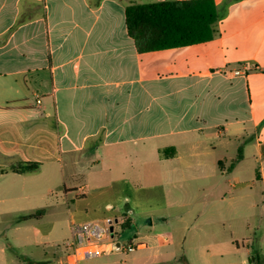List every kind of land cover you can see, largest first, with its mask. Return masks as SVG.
Instances as JSON below:
<instances>
[{"label":"crops","instance_id":"0c3cea01","mask_svg":"<svg viewBox=\"0 0 264 264\" xmlns=\"http://www.w3.org/2000/svg\"><path fill=\"white\" fill-rule=\"evenodd\" d=\"M162 1L0 0V223L71 202L70 225L147 229L126 240L153 264H264V0L140 53L125 10Z\"/></svg>","mask_w":264,"mask_h":264},{"label":"rangeland","instance_id":"374dc122","mask_svg":"<svg viewBox=\"0 0 264 264\" xmlns=\"http://www.w3.org/2000/svg\"><path fill=\"white\" fill-rule=\"evenodd\" d=\"M237 146L238 144L232 149L234 150L232 155L236 154ZM229 163L228 160L227 166ZM255 166L258 167V163H255ZM155 181L159 183L160 176L145 177L144 186L150 188L140 192L143 194L144 201H161L162 192L156 187L158 184ZM69 212H71V202H64L63 205L60 204L49 212L41 210L33 217L17 216L1 222L0 264H57L58 257L64 253V244L71 240ZM78 223L77 220L73 222V224ZM162 229L164 228L158 227L152 231L161 235L164 231ZM147 232V229L128 230L115 224V236L111 240L112 253L101 258L84 260L80 264H153L149 259H142L144 251L124 253L116 246L119 240L143 236Z\"/></svg>","mask_w":264,"mask_h":264},{"label":"trees","instance_id":"16d2710c","mask_svg":"<svg viewBox=\"0 0 264 264\" xmlns=\"http://www.w3.org/2000/svg\"><path fill=\"white\" fill-rule=\"evenodd\" d=\"M213 0L162 1L131 5L125 10V24L129 37L138 52H151L211 41L218 21ZM37 164H18L15 173L32 172ZM121 228H127L123 222ZM252 264H259L253 255Z\"/></svg>","mask_w":264,"mask_h":264},{"label":"built area","instance_id":"2783aa9c","mask_svg":"<svg viewBox=\"0 0 264 264\" xmlns=\"http://www.w3.org/2000/svg\"><path fill=\"white\" fill-rule=\"evenodd\" d=\"M238 74V72H235ZM39 104V99H36ZM113 226V231L110 227ZM71 240L64 244V253L58 257V264H79L81 261L100 258L112 253L111 240L114 238L112 221H91L70 225ZM117 248L124 253H132L139 248L141 242L133 239L117 241ZM115 246V247H116Z\"/></svg>","mask_w":264,"mask_h":264},{"label":"water","instance_id":"95a60500","mask_svg":"<svg viewBox=\"0 0 264 264\" xmlns=\"http://www.w3.org/2000/svg\"><path fill=\"white\" fill-rule=\"evenodd\" d=\"M110 231H111V232L113 231V226L110 227Z\"/></svg>","mask_w":264,"mask_h":264}]
</instances>
